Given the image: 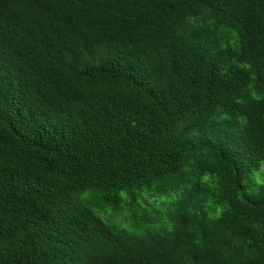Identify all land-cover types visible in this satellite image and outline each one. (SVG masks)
I'll use <instances>...</instances> for the list:
<instances>
[{
    "label": "trees",
    "instance_id": "1",
    "mask_svg": "<svg viewBox=\"0 0 264 264\" xmlns=\"http://www.w3.org/2000/svg\"><path fill=\"white\" fill-rule=\"evenodd\" d=\"M0 264H264V0H0Z\"/></svg>",
    "mask_w": 264,
    "mask_h": 264
}]
</instances>
